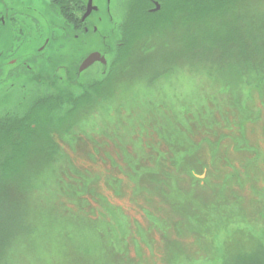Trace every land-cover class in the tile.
Returning <instances> with one entry per match:
<instances>
[{"label":"rangeland","instance_id":"374dc122","mask_svg":"<svg viewBox=\"0 0 264 264\" xmlns=\"http://www.w3.org/2000/svg\"><path fill=\"white\" fill-rule=\"evenodd\" d=\"M36 5L43 9V1ZM257 13L264 18V0ZM64 25L62 18L53 24L63 33ZM135 45L111 49L106 68L82 73L73 67L77 56L69 46L52 43L36 52V81L29 83L32 72L22 70L24 86L9 87L7 97L0 88V134L14 125L34 137L47 130L37 145L52 139L63 156L58 168L30 174L37 191L28 199L7 188L10 199L30 205L35 231L15 264H263L264 82L250 80L239 67L211 77L202 65L190 67L185 53L178 55L184 64L174 61L171 74L151 82L145 78L152 70L148 57L161 59L158 46L145 54ZM178 46L167 41L165 51ZM83 83L105 90L114 109L73 113L69 102L60 103L73 100L61 89L70 86L69 94ZM47 101L58 103V113L71 121L37 113L39 102L49 109ZM26 166L35 170L36 159ZM81 177L78 187L86 192L70 198L71 182ZM67 215L76 222L65 224ZM11 228L20 229L5 227ZM84 228L90 234L82 235Z\"/></svg>","mask_w":264,"mask_h":264},{"label":"trees","instance_id":"16d2710c","mask_svg":"<svg viewBox=\"0 0 264 264\" xmlns=\"http://www.w3.org/2000/svg\"><path fill=\"white\" fill-rule=\"evenodd\" d=\"M168 2L167 8L164 9V15L157 26H154L155 29L143 31L149 27L145 26L139 32V40L135 38V42L138 43L137 47L145 54L152 52V49L155 48L154 44L160 51L158 56L161 59L155 58V56L148 57L153 61L149 65L152 70L145 76L148 81L155 82L160 74L162 76L171 74L175 70L172 67L174 61H179L181 65L184 64V58H186L190 67H193L194 64L202 65L211 77L213 73H222L223 71L220 70L223 68L227 67V71L230 72L239 67L242 70L241 73L249 75L250 80L257 77L260 84L264 82V18L257 13L263 0H168ZM171 11L173 13H170ZM156 32L160 34L154 36ZM167 41L176 42L179 45L177 51L174 53L165 51ZM140 44L143 45L139 46ZM198 49L202 51L200 60L197 59ZM162 51L165 52L161 53ZM183 53H185L184 58L178 56ZM74 78L75 82L79 81V77L74 76ZM246 82L254 83L249 80ZM80 85L82 86L81 90H73L69 94L70 86H66L64 89L58 87L56 90L59 92L61 89L62 93H65L63 97L72 96V101L63 99L60 103L69 102V109H72L73 113L87 111L89 106L100 107L102 105L105 110L112 106V98L108 97L105 90L89 89L88 83ZM91 93L99 94L100 102L88 99ZM40 103L42 102L36 105V112L41 113L40 115L48 112L57 117L60 116L59 118L67 122L71 121L70 117L58 113V103L47 101L49 109L38 106ZM112 108L114 109L113 106ZM11 124L10 119L5 122L6 126ZM2 130L4 131V129ZM36 131L39 130L36 128ZM44 131L47 132V130ZM44 131L36 133L34 137L31 132L20 130L17 125H14L6 134H0V212L1 210L23 211V214L19 211L17 214L7 217L0 215V264H15V261L20 257L19 253L23 243L24 246H26V242L30 245L33 244L35 235L33 226L28 221L30 205H27L24 198H19L18 201L10 199L12 196H7V188L16 187L14 196L16 193L18 195L23 193L22 196H26L28 199L31 196L29 193L33 194L36 190L29 178L30 174L50 172L60 166V161L63 158L57 146L53 149L52 139L48 138V142L37 145L36 141L43 136ZM34 159H36L35 170L32 166H26ZM22 163L23 165L20 166L19 164ZM76 174L79 173L76 172ZM18 176L23 177L21 181H18L20 183L15 181ZM81 179V181L71 182L73 186L68 195L70 198H80L86 192L78 187L84 183L85 179L83 177ZM62 217L64 218L65 215L62 214ZM66 218L65 224L76 222L71 215H67ZM118 223L121 230L126 228L125 223H121V221ZM6 225L20 227V229L11 228L8 230L5 229ZM90 232L91 229L84 228L82 235L90 234ZM103 238L108 240L106 236ZM108 248V243L104 241L102 251L105 253Z\"/></svg>","mask_w":264,"mask_h":264},{"label":"flooded vegetation","instance_id":"af4514ba","mask_svg":"<svg viewBox=\"0 0 264 264\" xmlns=\"http://www.w3.org/2000/svg\"><path fill=\"white\" fill-rule=\"evenodd\" d=\"M41 1L43 9L36 5V0H0V88L5 97L9 87L25 85L22 70L32 72L33 75H28L32 78L27 79L29 83L36 81V52L52 43L61 50L67 44L69 52L77 56V59L70 57L74 60L73 67L78 69L92 54L105 59V63L98 60L82 73L106 68L111 49L126 52L130 46L136 48L139 32L145 26L149 27L143 31L155 29L169 3L168 0ZM30 2H34L33 7ZM59 18L65 23L64 33L53 26ZM40 20L51 24L49 30L43 29ZM47 33L41 44L40 38Z\"/></svg>","mask_w":264,"mask_h":264},{"label":"water","instance_id":"95a60500","mask_svg":"<svg viewBox=\"0 0 264 264\" xmlns=\"http://www.w3.org/2000/svg\"><path fill=\"white\" fill-rule=\"evenodd\" d=\"M102 61V62H106L104 58H101L99 55L97 54H92L90 55L85 62L82 64V66L80 67V72H83L84 70H86L88 68L89 65L95 63L96 61Z\"/></svg>","mask_w":264,"mask_h":264}]
</instances>
